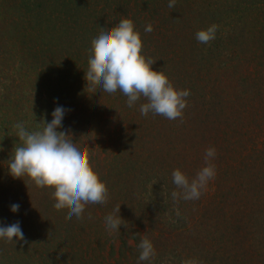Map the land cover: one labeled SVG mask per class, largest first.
<instances>
[{
  "label": "trees",
  "instance_id": "trees-1",
  "mask_svg": "<svg viewBox=\"0 0 264 264\" xmlns=\"http://www.w3.org/2000/svg\"><path fill=\"white\" fill-rule=\"evenodd\" d=\"M168 4L0 0V31L15 33L0 43V226L19 221L29 242L0 239V264H137L145 235L156 255L140 264H264V0ZM122 18L140 32L153 70L190 91L182 121L142 116L143 98L129 108L121 92L87 86L91 40ZM212 24L216 38L199 43L196 32ZM57 106L68 110L59 130L81 138L109 191L108 202L87 205L81 220L53 208L51 189L8 173L13 126L35 130ZM209 147L214 180L198 200L174 201L173 170L193 178ZM118 205L126 227L109 234L104 218Z\"/></svg>",
  "mask_w": 264,
  "mask_h": 264
},
{
  "label": "clouds",
  "instance_id": "clouds-1",
  "mask_svg": "<svg viewBox=\"0 0 264 264\" xmlns=\"http://www.w3.org/2000/svg\"><path fill=\"white\" fill-rule=\"evenodd\" d=\"M175 5L176 0H169L170 9ZM218 27L212 24L205 30L197 31L196 40L201 44L210 43L216 38ZM144 31L151 33L152 24L146 25ZM142 50L140 32L135 30L131 19L122 18L113 27L99 28V34L91 40L87 49V68L83 71L87 86L90 85L92 90L99 86L108 94L121 92L127 97L129 108L143 98L146 102L139 108L142 116L146 117L151 112L168 120L179 118L182 121L190 91L176 89L163 70H153L156 61L145 57ZM67 111L63 106H57L51 114L50 122L42 119L36 129L31 131L23 122L16 123L13 128L18 143L10 154L7 168L14 179L27 177L29 183L37 188L51 189L53 208L57 211L68 209L66 219L75 216L81 220L87 205H104L108 202L109 191L106 183L90 165L88 155L80 143L81 138L74 141L70 129L59 130L63 128L62 121ZM215 156L216 149L207 148L204 166L191 179L179 168L173 170L172 180L178 189L171 193L174 201H194L201 197L202 192L207 190L208 182L216 176V166L212 163ZM19 207V204H13L11 211L16 213ZM119 213L120 205L104 218L109 234L120 232L121 225L126 227ZM176 215H180L178 209ZM88 218L92 219L91 213ZM14 237L17 243H29L19 221L0 226V239L13 243ZM138 249L137 264L150 261L156 255L146 235L138 244ZM181 264L199 262L186 259Z\"/></svg>",
  "mask_w": 264,
  "mask_h": 264
},
{
  "label": "rangeland",
  "instance_id": "rangeland-1",
  "mask_svg": "<svg viewBox=\"0 0 264 264\" xmlns=\"http://www.w3.org/2000/svg\"><path fill=\"white\" fill-rule=\"evenodd\" d=\"M14 36H15V33L13 32V29L11 27H9V28L5 27L0 31V43L7 42V41H2V39H6V38L8 39V38H11ZM16 42H18V41H16ZM19 60H20V58H18V55H17L14 62H16V64L18 65Z\"/></svg>",
  "mask_w": 264,
  "mask_h": 264
}]
</instances>
